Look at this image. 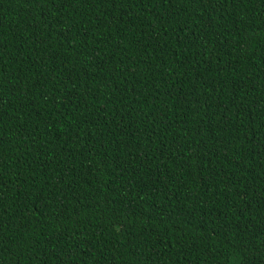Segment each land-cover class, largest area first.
<instances>
[{"label": "trees", "instance_id": "16d2710c", "mask_svg": "<svg viewBox=\"0 0 264 264\" xmlns=\"http://www.w3.org/2000/svg\"><path fill=\"white\" fill-rule=\"evenodd\" d=\"M0 264H264V0H0Z\"/></svg>", "mask_w": 264, "mask_h": 264}]
</instances>
